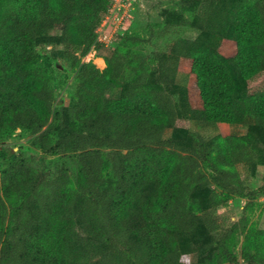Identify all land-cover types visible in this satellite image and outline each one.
Segmentation results:
<instances>
[{
	"label": "trees",
	"instance_id": "obj_1",
	"mask_svg": "<svg viewBox=\"0 0 264 264\" xmlns=\"http://www.w3.org/2000/svg\"><path fill=\"white\" fill-rule=\"evenodd\" d=\"M28 4L0 13V139L22 128L36 135L43 157L78 152L82 180L74 185L66 169L44 177L24 151L8 153L0 264H182L189 241L203 264H238L240 223L224 230L214 209L264 194L238 168L263 154L252 135H264V1L204 0L198 36L178 37L157 64L115 49L103 70L83 57L103 45L97 29L113 0ZM38 45L62 52L77 73L74 102L56 114L58 93L52 73L37 65ZM181 71L187 84L176 82ZM175 93L185 117L249 132L197 135ZM207 187V205L196 210L191 197ZM255 236L251 257L264 264V231Z\"/></svg>",
	"mask_w": 264,
	"mask_h": 264
},
{
	"label": "rangeland",
	"instance_id": "obj_2",
	"mask_svg": "<svg viewBox=\"0 0 264 264\" xmlns=\"http://www.w3.org/2000/svg\"><path fill=\"white\" fill-rule=\"evenodd\" d=\"M204 0H121L117 2L115 11L124 15L122 23L114 31L115 23L103 21L99 28L101 31L111 29L113 38L109 46L101 45L83 57V61H93L100 69L107 66L106 57L111 55L115 49H129L132 52L144 53L153 63H158V57L169 52L174 41L182 37L195 38L203 32L197 23V16L201 3ZM264 1V0H262ZM116 3V2H115ZM29 7L28 0H0V13L4 15L17 6ZM110 14V13H109ZM106 20V19H105ZM127 36L139 37L136 41H127ZM49 49L51 46L38 45L39 62L41 66L53 75L54 87L58 93L54 104L55 114L63 106L71 105L74 102V93L77 86V73L69 58L62 52L52 55ZM55 49L63 50L62 44ZM79 53V52H77ZM100 60H104V65ZM157 76V75H156ZM156 79V78H154ZM189 75L186 72H179L176 82L187 84ZM111 97H118L120 89L107 90ZM180 114L186 120L188 127L197 135L206 139H212L220 134L242 135L249 132L248 125L234 124L226 127H219L212 124L196 121L185 117L184 108L178 94H174ZM76 127V125H75ZM61 130L56 131L57 138ZM174 131L169 128L165 137L173 136ZM36 135L22 128H17L8 133L4 139H0V175L7 166V157L10 152L24 151L28 155V165L39 171L44 177L54 178L66 169L69 171L73 184L77 185L82 176L79 172V156L75 151H64L57 155L43 157V151L35 145ZM253 147L259 150L260 161L254 166L248 163H240V173L251 188H258L264 185V135H252ZM208 187L200 190L191 197V206L201 211L207 205ZM218 215L222 228H230L234 223H240V230L235 235V251L238 255V264H257L251 257L257 250L256 234L261 229L264 231V194L249 200L243 197H234L226 205L214 209ZM243 228V229H242ZM247 239H250L247 244ZM247 245L249 248H247ZM189 255L182 264H203L194 242H187ZM248 249V257L247 249ZM227 264V263H226Z\"/></svg>",
	"mask_w": 264,
	"mask_h": 264
},
{
	"label": "built area",
	"instance_id": "obj_3",
	"mask_svg": "<svg viewBox=\"0 0 264 264\" xmlns=\"http://www.w3.org/2000/svg\"><path fill=\"white\" fill-rule=\"evenodd\" d=\"M117 2H121V0H113V4H112L110 11H109L110 14L108 13V15L105 18L106 20L105 19L103 20V21L114 22L115 23V27L113 29L114 31L117 29L118 25H120V23H122V20L124 19V15H120L115 11V7L117 5ZM113 30L111 31V29H109V27H108V29H106L105 31H101V28L98 27V29H97L98 41L104 45L109 46L111 41H112V38H113V35H112ZM113 34H114V32H113Z\"/></svg>",
	"mask_w": 264,
	"mask_h": 264
},
{
	"label": "bare ground",
	"instance_id": "obj_4",
	"mask_svg": "<svg viewBox=\"0 0 264 264\" xmlns=\"http://www.w3.org/2000/svg\"><path fill=\"white\" fill-rule=\"evenodd\" d=\"M100 62H101V64H103V65L105 64V63H104V60H100Z\"/></svg>",
	"mask_w": 264,
	"mask_h": 264
}]
</instances>
